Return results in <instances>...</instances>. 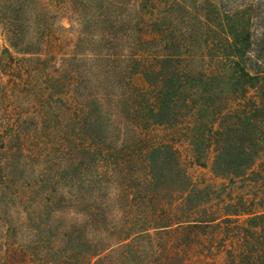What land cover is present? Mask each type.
<instances>
[{
	"label": "trees",
	"instance_id": "16d2710c",
	"mask_svg": "<svg viewBox=\"0 0 264 264\" xmlns=\"http://www.w3.org/2000/svg\"><path fill=\"white\" fill-rule=\"evenodd\" d=\"M0 34V264H264L261 1L0 0Z\"/></svg>",
	"mask_w": 264,
	"mask_h": 264
},
{
	"label": "rangeland",
	"instance_id": "374dc122",
	"mask_svg": "<svg viewBox=\"0 0 264 264\" xmlns=\"http://www.w3.org/2000/svg\"><path fill=\"white\" fill-rule=\"evenodd\" d=\"M256 1H261V7H264V0ZM51 4V9L58 14L59 18L56 24L58 25V27H60L57 28L55 38L44 48V53L52 52L60 56L61 54L70 52L72 48L73 33L69 30L70 23L68 12L66 10L67 2L65 1L61 4L52 2ZM4 45H7V42L0 34V50ZM174 145L179 149L182 159L187 164L188 171L193 176V178L203 179L205 182L214 183L216 186H219L222 183H227V180H224L221 177H217L212 173L211 154L206 158L205 165L199 166L193 161V153L187 141H185L184 139L174 140ZM261 162H264V155H262L259 161L255 164V168H257L258 164ZM249 189V186H244V184L239 181L232 184L229 188H226L223 191V196L228 197L229 194L232 196H236L237 194L250 195L253 191Z\"/></svg>",
	"mask_w": 264,
	"mask_h": 264
}]
</instances>
